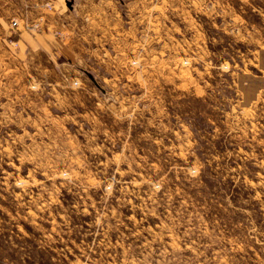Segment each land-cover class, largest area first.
<instances>
[{
    "label": "rangeland",
    "instance_id": "rangeland-1",
    "mask_svg": "<svg viewBox=\"0 0 264 264\" xmlns=\"http://www.w3.org/2000/svg\"><path fill=\"white\" fill-rule=\"evenodd\" d=\"M26 2L0 0V264H264V0H81L71 62L11 26Z\"/></svg>",
    "mask_w": 264,
    "mask_h": 264
},
{
    "label": "crops",
    "instance_id": "crops-1",
    "mask_svg": "<svg viewBox=\"0 0 264 264\" xmlns=\"http://www.w3.org/2000/svg\"><path fill=\"white\" fill-rule=\"evenodd\" d=\"M27 1L30 3V8H29V13H31L30 18L33 20L38 19L37 16L38 13L42 12L47 29L43 31H39L40 34L38 36L33 35L36 33H32L35 32L32 30H27L26 33L30 36L31 39L37 38L39 40L40 46L49 56H54L55 57L54 59L59 60L60 59L59 56H62L61 54L64 53L65 54V56L63 57L64 60L71 62L72 61L71 56H67L66 58L67 54L63 50V45L65 44L66 52H69V54L76 53L73 48L69 49L67 44L68 37H66V35L68 34L72 35L73 30L70 28L68 30L63 20L64 18L67 17L68 14L72 12V10H76L77 6L80 5L81 0H51L54 6V9L52 10L46 9L41 5L44 0H27ZM112 27L113 25H108L106 30L111 31ZM60 32H62L64 36L63 38L58 37V35H60ZM57 38L61 39L63 41L62 42L63 44L61 43L60 45Z\"/></svg>",
    "mask_w": 264,
    "mask_h": 264
},
{
    "label": "built area",
    "instance_id": "built-area-1",
    "mask_svg": "<svg viewBox=\"0 0 264 264\" xmlns=\"http://www.w3.org/2000/svg\"><path fill=\"white\" fill-rule=\"evenodd\" d=\"M26 7H30V3L27 1L26 2ZM43 7L46 9H54V6L51 2V0H44L41 4ZM29 9L25 11L24 17H18L14 16L10 20V24L14 28H23L27 30H32V31H43L46 30V23L44 22L43 15H39L38 19H31L29 16Z\"/></svg>",
    "mask_w": 264,
    "mask_h": 264
}]
</instances>
